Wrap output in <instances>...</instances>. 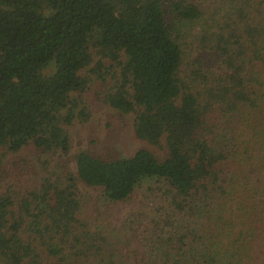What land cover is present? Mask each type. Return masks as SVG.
Wrapping results in <instances>:
<instances>
[{
    "label": "trees",
    "instance_id": "obj_1",
    "mask_svg": "<svg viewBox=\"0 0 264 264\" xmlns=\"http://www.w3.org/2000/svg\"><path fill=\"white\" fill-rule=\"evenodd\" d=\"M92 63L147 146L34 179L22 153L70 151ZM146 178L125 240L87 215L81 183L119 202ZM0 264H264V0H0Z\"/></svg>",
    "mask_w": 264,
    "mask_h": 264
},
{
    "label": "rangeland",
    "instance_id": "obj_2",
    "mask_svg": "<svg viewBox=\"0 0 264 264\" xmlns=\"http://www.w3.org/2000/svg\"><path fill=\"white\" fill-rule=\"evenodd\" d=\"M183 41L185 50L190 53L195 49L197 28H186ZM84 69L82 74L91 77L89 87L83 97L79 98V108L88 112L86 119L76 117L70 127L71 148L65 154L58 152H41L29 148L22 153L30 163L36 165L31 174L34 179L51 175L65 176L69 169L76 168V155L87 152L103 158L129 156L140 148L147 146L134 135V113L121 114L119 110L105 101V94L115 80L104 82L90 70ZM111 78V77H110ZM81 99V100H80ZM78 111V110H77ZM159 156L164 149L150 146ZM162 182L156 179H144L137 186L130 198L112 202L106 198L101 188L81 183V194L87 209V215L106 229L114 239H124L132 229L144 228L152 217L156 207L153 196L149 195V187H161Z\"/></svg>",
    "mask_w": 264,
    "mask_h": 264
}]
</instances>
